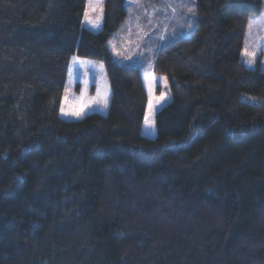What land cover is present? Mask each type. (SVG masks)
<instances>
[{
    "label": "trees",
    "instance_id": "trees-1",
    "mask_svg": "<svg viewBox=\"0 0 264 264\" xmlns=\"http://www.w3.org/2000/svg\"><path fill=\"white\" fill-rule=\"evenodd\" d=\"M86 2L0 0V264H264V69L241 59L262 0H197L157 48L153 138L141 65L108 45L125 0L99 31ZM73 56L103 63L106 114L61 117Z\"/></svg>",
    "mask_w": 264,
    "mask_h": 264
},
{
    "label": "rangeland",
    "instance_id": "rangeland-1",
    "mask_svg": "<svg viewBox=\"0 0 264 264\" xmlns=\"http://www.w3.org/2000/svg\"><path fill=\"white\" fill-rule=\"evenodd\" d=\"M196 1L125 0L127 10L125 20L120 29L109 40V49L118 63L125 66L141 65V76L148 96V105L142 127L144 136L151 138L156 136L155 114L171 100L166 78L155 75L150 69L154 55L158 50L157 48L166 42L188 37L192 34L196 27ZM175 2L180 6L178 14H174ZM262 2L263 10L260 15L253 16L249 20L241 59L248 67H254L257 59H260L264 69V50H261L264 46V27L255 26L252 29L251 38L249 37L250 22L264 20V0ZM91 3L98 4L100 7L96 11H92L90 0H87L83 25L92 31H99L103 23L104 0H91ZM189 8L192 11H189ZM86 13L88 19H86ZM161 15H167L168 19ZM160 36L162 38L159 41ZM246 43L250 50L256 51L255 62L252 65H249L247 58L243 56ZM74 58L77 59L74 60ZM161 97L163 98L161 99ZM110 98L111 90L103 63L73 56L62 97L61 117L67 120H79L93 112L106 114ZM157 101L159 102L157 103ZM82 103L87 105L82 115L79 117L71 115V112L80 110ZM146 117L154 122L153 127L149 128L145 124Z\"/></svg>",
    "mask_w": 264,
    "mask_h": 264
},
{
    "label": "snow or ice",
    "instance_id": "snow-or-ice-1",
    "mask_svg": "<svg viewBox=\"0 0 264 264\" xmlns=\"http://www.w3.org/2000/svg\"><path fill=\"white\" fill-rule=\"evenodd\" d=\"M98 7H100V5H98V4H93V3H91V0H90V8H91L92 11H96V9H97ZM188 10H189V11H192L191 8H189ZM85 16H86V19H88V14H87V13L85 14ZM97 19H99V17H97ZM90 22H91V21H90ZM257 25H260L261 27H264V20H254V21L250 22V24H249V37H250V38H251V36H252V34H253V33H252V29H253L255 26H257ZM261 50H264V46H262ZM243 56L247 58V62L249 63V65H252V64L255 62L256 51H254V50H250V49H249V45L246 43L245 48H244V51H243ZM76 59H77V58H74V60H76ZM162 98H163V97H161V99H162ZM158 102H159V101H157V103H158ZM150 105H151V102H150ZM85 107H87V105L82 103L81 106H80V110H79V111H73V112H71L70 114L79 117V116L82 115L83 110H84ZM62 111H63V110H62ZM153 123H154V122L151 121V120H149L147 117L145 118V124H146L149 128L153 127Z\"/></svg>",
    "mask_w": 264,
    "mask_h": 264
}]
</instances>
